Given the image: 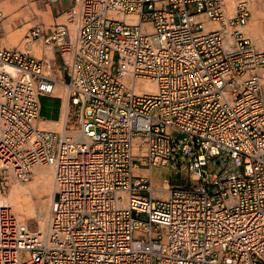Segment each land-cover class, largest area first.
Wrapping results in <instances>:
<instances>
[{"label":"built area","instance_id":"obj_1","mask_svg":"<svg viewBox=\"0 0 264 264\" xmlns=\"http://www.w3.org/2000/svg\"><path fill=\"white\" fill-rule=\"evenodd\" d=\"M249 16L248 0L231 14L222 0H75L29 27L40 56L0 47V190L53 174L44 230L0 203V264H264V49ZM57 85L49 130L39 96ZM151 168L197 178L154 185Z\"/></svg>","mask_w":264,"mask_h":264},{"label":"rangeland","instance_id":"obj_2","mask_svg":"<svg viewBox=\"0 0 264 264\" xmlns=\"http://www.w3.org/2000/svg\"><path fill=\"white\" fill-rule=\"evenodd\" d=\"M222 1L226 9L228 5H231L233 8L235 0ZM248 4L250 16L243 26V30L251 36L257 48L264 49V0H248ZM227 11L231 13L232 9H227ZM52 22L53 18L49 10L44 9V5L35 7L34 4L23 5L17 3L9 8V10L0 6V47H18L21 50L30 51L36 56H40L44 50L41 40L33 39L32 41H27L25 37L29 27L41 25L46 29ZM40 102L43 107L40 115L41 117H45L44 113L49 112V109L59 107L60 99L45 95L40 97ZM43 168L49 170V174L51 175V188L49 190L35 180L36 174L33 172L26 180H10L5 186L4 191L0 190V203L9 206L12 213L32 229H42L45 226L52 198V174L48 167ZM205 168L209 171H219L216 166L210 163L205 165ZM153 173L159 178L173 177L172 179H174L175 177V175H172L171 170L166 168H154ZM192 178L197 177L192 175ZM18 203L21 205V209L18 207ZM43 207H47V214L44 221L45 224L41 226L38 218L39 210Z\"/></svg>","mask_w":264,"mask_h":264},{"label":"crops","instance_id":"obj_3","mask_svg":"<svg viewBox=\"0 0 264 264\" xmlns=\"http://www.w3.org/2000/svg\"><path fill=\"white\" fill-rule=\"evenodd\" d=\"M75 0H0V6H3L6 8V10H9V8H11L12 6H14L15 4H34L35 7H40L41 5H44V9L49 10V13L51 15V17L53 18V20L58 17V15L64 11L66 8H68L70 5H72L74 3ZM228 10L232 9L231 5H228ZM62 94H63V89L60 85H57L55 88V92L52 95H48V96H52L55 98H59L60 99V104L59 107L57 108H52L49 109V112H45L44 115L45 117H41L40 115V119H39V124H41V126H43L45 129H55L56 128V121L59 119L60 117V109H61V104H62ZM41 96H45V95H40L39 96V100ZM41 103V102H40ZM43 111V107L41 105V111ZM153 169L151 168V173H152V183L154 185H159L162 183V181H165L167 179L170 180L171 186H176V185H181L183 183H187L188 181H190V179L192 178V174L183 171V170H176L173 169L171 170L172 175H175L174 179L171 178H159L156 175H154L153 173ZM148 171H150L148 168L143 169V168H138V172L141 174H145L148 173ZM161 196H166V195H161Z\"/></svg>","mask_w":264,"mask_h":264},{"label":"bare ground","instance_id":"obj_4","mask_svg":"<svg viewBox=\"0 0 264 264\" xmlns=\"http://www.w3.org/2000/svg\"><path fill=\"white\" fill-rule=\"evenodd\" d=\"M236 1V0H235ZM234 4H235V2H234ZM234 4H233V8H232V12H233V10H234ZM223 5H224V8H225V11L227 12V13H229L228 11H227V9H226V6H225V4H224V2H223ZM231 12V13H232ZM231 13H229V14H231ZM125 18H131V16H125ZM248 32V31H247ZM249 35V34H248ZM228 37H227V39L229 40L230 39V35L228 34L227 35ZM250 36V35H249ZM251 37V36H250ZM252 39V38H251ZM253 41V40H252ZM144 87L147 89V90H149V91H153V90H155V86H154V84L153 83H151V82H149V81H146L145 83H144ZM40 126H41V124H40ZM41 127H43V126H41ZM56 127H57V125H56ZM44 128V127H43ZM138 152H139V149H138V147H137V145L135 146V148H134V153H135V155H137L138 154ZM39 168H37V167H35V169H33V173H35L36 174V181H38L39 183H41V185L43 186L44 185V187H46V189L48 188V190H49V188H51V175L49 174V170H47V169H44L42 166H38ZM40 167H42V168H40ZM50 169V168H49ZM50 172H51V174H52V170L50 169ZM163 183H166V182H163L162 181V183L161 184H163ZM48 186V187H47ZM52 190H53V174H52ZM17 200H18V198H17ZM3 204V203H2ZM6 205V204H5ZM7 206V205H6ZM18 207L21 209V205L18 203ZM46 208L47 207H43L42 209H40L39 210V218H38V222H39V224L41 225V226H43L45 223H44V221H45V217H46V214H47V211H46ZM46 224H47V222H46ZM46 224H45V226L42 228V229H40L39 228V230H44L45 229V227H46Z\"/></svg>","mask_w":264,"mask_h":264}]
</instances>
